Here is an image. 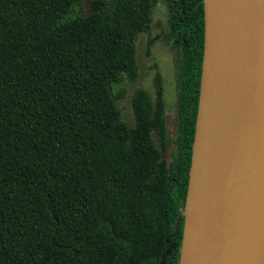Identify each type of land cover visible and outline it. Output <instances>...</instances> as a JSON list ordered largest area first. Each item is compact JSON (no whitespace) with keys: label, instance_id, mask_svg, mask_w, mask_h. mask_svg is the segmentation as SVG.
I'll return each mask as SVG.
<instances>
[{"label":"trees","instance_id":"trees-1","mask_svg":"<svg viewBox=\"0 0 264 264\" xmlns=\"http://www.w3.org/2000/svg\"><path fill=\"white\" fill-rule=\"evenodd\" d=\"M0 0V264H179L204 54L203 0ZM92 1V0H91ZM175 51L177 124L137 78L153 7ZM170 148V156L164 152ZM169 241V245L166 243Z\"/></svg>","mask_w":264,"mask_h":264},{"label":"water","instance_id":"water-1","mask_svg":"<svg viewBox=\"0 0 264 264\" xmlns=\"http://www.w3.org/2000/svg\"><path fill=\"white\" fill-rule=\"evenodd\" d=\"M203 2L179 264H264V0Z\"/></svg>","mask_w":264,"mask_h":264},{"label":"rangeland","instance_id":"rangeland-1","mask_svg":"<svg viewBox=\"0 0 264 264\" xmlns=\"http://www.w3.org/2000/svg\"><path fill=\"white\" fill-rule=\"evenodd\" d=\"M100 0L84 1L80 7L81 15L92 12L100 7ZM167 13L161 2L152 9L151 22L148 32L138 35L135 43L137 78L130 82L127 76L119 85L126 92L125 97L116 105L121 113V120L129 126L133 124L131 109V96L138 89L148 91L154 99L153 80L159 74L162 80L163 99L165 103V116L170 133L174 132L176 120V95H175V56L164 44ZM164 158L170 156V149L164 153Z\"/></svg>","mask_w":264,"mask_h":264},{"label":"flooded vegetation","instance_id":"flooded-vegetation-1","mask_svg":"<svg viewBox=\"0 0 264 264\" xmlns=\"http://www.w3.org/2000/svg\"><path fill=\"white\" fill-rule=\"evenodd\" d=\"M165 46H166V45H165ZM166 47H167V46H166ZM168 48H169V47H168ZM169 51H171V52L175 53V51L171 50L170 48H169ZM174 55H175V54H174ZM166 125H167V122H166ZM167 128H168V127H167ZM169 149H170V148H169V146H168V148H167V150H166V151H168ZM166 151H165V152H166ZM165 152H164V153H165Z\"/></svg>","mask_w":264,"mask_h":264}]
</instances>
